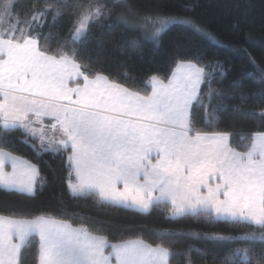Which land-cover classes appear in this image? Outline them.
<instances>
[{
    "label": "snow or ice",
    "instance_id": "snow-or-ice-1",
    "mask_svg": "<svg viewBox=\"0 0 264 264\" xmlns=\"http://www.w3.org/2000/svg\"><path fill=\"white\" fill-rule=\"evenodd\" d=\"M18 2L0 0V190L34 197L46 182L37 163L6 146L19 132L37 157L62 158L72 197L145 215L160 209L171 220L247 226L253 230L239 235L186 234L247 245L228 247L219 264H264V249L253 246L264 243V132L245 137L220 128L225 99L239 101L234 110L256 97L264 102V67L255 57L242 50L260 73L255 90L240 82L230 90L214 87L215 77L226 75L224 65L198 55L177 59L166 77L153 73L137 83L125 65L105 71L76 47L91 25L115 17L153 39L175 24L208 33L189 15L140 12L128 0H33L23 13ZM69 9L75 19L67 38L44 31ZM182 10L191 13L194 5L186 2ZM258 111L264 115V108ZM79 215L63 206L60 215L0 214V264H27L33 246L34 264H173L181 255L194 264L193 251L205 254L165 243L183 234L170 229L157 230L159 242L113 240L83 218L78 225L64 218Z\"/></svg>",
    "mask_w": 264,
    "mask_h": 264
},
{
    "label": "trees",
    "instance_id": "trees-1",
    "mask_svg": "<svg viewBox=\"0 0 264 264\" xmlns=\"http://www.w3.org/2000/svg\"><path fill=\"white\" fill-rule=\"evenodd\" d=\"M80 2L87 3V0ZM186 2L194 5L191 13H184L182 10V5ZM32 3L33 0H19L16 8L23 13ZM128 3L140 12L189 15L215 39L193 30L190 26L175 24L162 32L157 42H153L144 36L141 29L126 27L113 17L103 25H91V32L83 45H76L83 48L89 57L98 60V67L114 73L121 65H125L138 78L137 83H140V78H146L153 73L166 77L177 59H192L198 55L204 62L218 61L224 65L226 75L223 78L217 75L214 87L230 90L233 82H240L246 90L256 89L254 81L259 79L260 73L249 63L242 50L247 49L257 63L264 67V0H128ZM119 10L127 14L126 9ZM71 13L72 10L69 9V14L55 27L46 26L44 31L58 32L60 37L67 38L71 21L75 19ZM52 43L54 45L55 40ZM206 90L202 86V91ZM218 99L220 98H214L212 104L217 103ZM225 103L229 108L221 114L222 130L245 137L254 132H264V115H260L258 111L264 108V102L259 97L250 100L239 110H234L233 107L239 103L238 100L225 99ZM198 116L199 126L203 127L202 110ZM20 135L19 132L13 133L14 143L6 146L37 163L46 177V182L34 197L0 190V214L36 215L50 212L60 215L63 206L70 213L80 214L64 218L71 219L77 225L83 218V222L89 223L113 240L141 236L149 242H159L157 230L170 229L183 234L174 235L166 239L165 243H172L176 249L193 248L205 253L199 255L193 251L191 256L194 264H214V258L215 264H219L228 247L247 246L205 241L186 234L195 231L239 235L243 231L253 230L244 225L208 223L193 218L171 220L160 209H154L145 215L130 209L101 205L91 198L72 197L65 183L66 169L62 158L59 155L53 158L51 154L37 157L32 148L19 139ZM240 135L233 136L234 144L240 143ZM45 161L50 162L52 167ZM52 168L56 171L53 172ZM253 246L258 252L264 249L262 242H254ZM26 261L27 264H34V246L26 254ZM184 261V256H176L173 264H184Z\"/></svg>",
    "mask_w": 264,
    "mask_h": 264
},
{
    "label": "rangeland",
    "instance_id": "rangeland-1",
    "mask_svg": "<svg viewBox=\"0 0 264 264\" xmlns=\"http://www.w3.org/2000/svg\"><path fill=\"white\" fill-rule=\"evenodd\" d=\"M141 30H142L144 36L147 37L148 39H150L151 41H153V42H157V41H158L159 37L156 38V39H153V38H151L149 35L145 34V32H144L143 29H141ZM200 33H201V32H200ZM203 35H205V34H203ZM206 36H207V35H206ZM208 37H210V38H214L211 34H208ZM214 39H215V38H214Z\"/></svg>",
    "mask_w": 264,
    "mask_h": 264
},
{
    "label": "crops",
    "instance_id": "crops-1",
    "mask_svg": "<svg viewBox=\"0 0 264 264\" xmlns=\"http://www.w3.org/2000/svg\"><path fill=\"white\" fill-rule=\"evenodd\" d=\"M46 123H47V121H46Z\"/></svg>",
    "mask_w": 264,
    "mask_h": 264
}]
</instances>
